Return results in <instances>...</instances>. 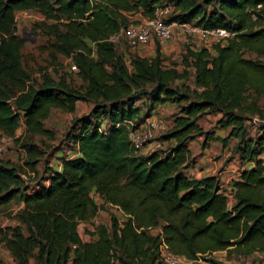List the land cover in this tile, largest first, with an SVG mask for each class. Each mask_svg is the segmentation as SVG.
I'll list each match as a JSON object with an SVG mask.
<instances>
[{"label": "trees", "instance_id": "trees-1", "mask_svg": "<svg viewBox=\"0 0 264 264\" xmlns=\"http://www.w3.org/2000/svg\"><path fill=\"white\" fill-rule=\"evenodd\" d=\"M170 4L168 23L232 33L226 42L188 52L184 65L193 71V90L174 87L190 73L166 66L159 53L133 55L128 64L111 41L128 26L126 14L153 17L156 0H0V132L20 141L15 137L24 123L29 135L52 136L44 126L52 108L71 114L80 102L93 105L70 127L75 157L48 166L37 188L27 186L16 165L0 162V207L17 198L25 205L20 226L4 236L17 264H163V244L193 264H222L212 255L235 247L264 252V124L255 136L246 124L248 115L264 119V107L245 102L247 91L264 97V63L245 57L264 56V0ZM30 10L53 22L51 48L72 59L81 88L47 73L35 79L23 67L25 40L17 35L16 13ZM143 100L149 101L145 117L137 105ZM160 104L179 108L159 138L168 145L137 155L122 124L152 116ZM204 114L222 115L219 128L229 134L221 141L228 146L236 139L233 155L253 165L233 183L232 207L216 176L187 173L194 161L189 144L203 136L220 139L201 127ZM22 147L29 155L24 173H37L43 153L28 141ZM93 195L125 220L113 216L110 228L97 226L84 242L79 226L100 213Z\"/></svg>", "mask_w": 264, "mask_h": 264}, {"label": "rangeland", "instance_id": "rangeland-1", "mask_svg": "<svg viewBox=\"0 0 264 264\" xmlns=\"http://www.w3.org/2000/svg\"><path fill=\"white\" fill-rule=\"evenodd\" d=\"M170 2L171 0H156V8H161L168 5ZM126 16L128 26L141 24L144 19L149 18L140 12L126 14ZM52 24L53 22L46 20L36 10L20 11L16 13L17 35L25 40V45L22 50L23 67L35 79H39L43 73H47L56 81L65 79L71 86L79 89L84 83L78 77V69L76 71L72 69V65H74L72 64V59L55 53L51 48V44L56 42V37L52 34L50 29ZM122 39H119L115 44L118 53L124 55L128 64H130V58L133 55L155 58L159 53L165 65L175 68L181 75L184 74V70H187L186 65H184V59L189 51L199 48H211L216 44L213 40L204 42L197 36H187L177 29L174 31V38L172 41L161 44L152 37L150 43L141 49L131 48L126 41ZM91 47L94 49L93 45H91ZM245 57L264 63V56H257L249 52L246 53ZM189 70L193 73V71L188 68L187 72L190 73V75L177 79L174 87L186 86L192 90L195 89L194 75H192ZM245 96L246 104L257 102L261 108L264 107V97L262 95L247 91ZM148 104L149 101H139L137 105L141 106L142 109L140 116L145 117ZM162 106V104L157 106L151 114L163 118L168 127L178 115L179 108L171 104H167L165 109ZM92 109L93 105L81 102L78 103L76 111L71 114L52 108L49 118L44 123L45 129L48 130L52 136L29 135L26 133L24 123H21L15 137L20 141L7 137L0 132V162L16 165L20 168L27 186L32 189L37 188L39 183L43 180L45 176L44 171L48 166L50 167L57 164L58 161H60V157L66 158L74 156V148L68 140L70 127L75 118L89 115ZM251 117L252 116L248 115L246 124L251 126L250 135L255 136L259 134V127L264 124V119L261 117V120L260 116H257L259 122L255 123L254 121L252 122ZM221 119V114H204L200 117L199 123L203 130L209 134H215V137L220 139L206 142L205 136H203L196 138L195 141L189 144V149L191 150L194 161L187 173L190 177L194 178L205 175L216 176L221 186H223V191L228 196L229 207H232L235 204V200L234 192L230 188H232L233 183L239 179L241 170L244 167H242L238 156H234L232 153L238 141L236 139H231L228 146H225L221 141L229 134V129L222 130L219 128L218 122ZM161 136H163V134H161ZM26 141L31 145L37 146L39 151L43 153L40 159L41 161H39L37 166V173H32L30 171L24 173L23 171L25 169L26 172L29 170L26 167V163L29 161V155L22 147L23 143ZM167 145L168 143H165L164 148L161 150L165 151ZM171 145L173 144L171 143ZM146 154L147 152H144V156H146ZM93 197L100 206L97 226L110 228L113 216L119 218L121 222H124V215L119 209L103 204L101 199L96 195H93ZM24 206V200L17 198L11 203L0 207V264H17L4 244V236H10L12 230L20 226L18 217L20 212L24 209ZM97 226H95V221L88 224L83 223L79 226V233L84 242H90L92 240V234L95 233ZM21 227L25 230L24 226ZM153 233H155V231H153ZM212 258L222 264H264V252L257 248H252L246 252L236 249L235 247L229 251L217 252L212 255ZM31 264H36L33 259H31Z\"/></svg>", "mask_w": 264, "mask_h": 264}, {"label": "built area", "instance_id": "built-area-1", "mask_svg": "<svg viewBox=\"0 0 264 264\" xmlns=\"http://www.w3.org/2000/svg\"><path fill=\"white\" fill-rule=\"evenodd\" d=\"M173 11L174 6L170 3L161 8H155L153 17L144 19L141 24L123 28L120 33L111 38V41L116 43L123 38L131 48L141 49L150 43L152 37L161 44L172 41L175 29L187 36H197L204 42L213 40L216 44L226 42L232 37V33L226 29L206 30L191 24L168 23L167 20ZM72 69L76 71L77 66L72 65ZM253 121L259 122V118L255 116L252 118ZM122 125L127 128L129 140L137 155H144V152L149 155L164 148L165 142L159 139L161 134L168 130L163 118L152 115L140 120H129ZM94 221L97 226V218ZM160 258L163 264H193L191 260L174 254L166 244L160 247Z\"/></svg>", "mask_w": 264, "mask_h": 264}, {"label": "crops", "instance_id": "crops-1", "mask_svg": "<svg viewBox=\"0 0 264 264\" xmlns=\"http://www.w3.org/2000/svg\"><path fill=\"white\" fill-rule=\"evenodd\" d=\"M167 105H163L162 107L165 109V107H166ZM75 157V154H74V156L73 157H69V158H74ZM261 159L263 160V162H264V154L261 156ZM251 166H253L252 164H247V165H242V167H244L242 170H244L245 168H251ZM203 177H206V175L205 176H202V177H197L198 179H200V178H203ZM221 185V184H220ZM221 188H222V190H223V186H221ZM230 189H232V188H230ZM233 190V189H232Z\"/></svg>", "mask_w": 264, "mask_h": 264}]
</instances>
